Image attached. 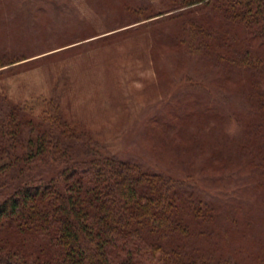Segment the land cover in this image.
<instances>
[{"label": "trees", "instance_id": "trees-1", "mask_svg": "<svg viewBox=\"0 0 264 264\" xmlns=\"http://www.w3.org/2000/svg\"><path fill=\"white\" fill-rule=\"evenodd\" d=\"M138 1L109 0L137 19L124 30L176 20L170 47L217 58L232 70L222 83L243 87L249 110L239 138L182 139L191 152L212 146L215 171L245 167L264 200V0H165L159 12ZM1 48L0 73L26 59ZM46 103L40 116L0 92V264H264V219L224 236L217 206L183 189L179 175L103 153L56 98ZM212 109L222 116L200 113L210 119ZM186 119L170 129L179 135Z\"/></svg>", "mask_w": 264, "mask_h": 264}, {"label": "rangeland", "instance_id": "rangeland-1", "mask_svg": "<svg viewBox=\"0 0 264 264\" xmlns=\"http://www.w3.org/2000/svg\"><path fill=\"white\" fill-rule=\"evenodd\" d=\"M139 3L167 9L165 0ZM153 19L127 32L124 25L137 19L123 17L109 0H0L1 49L14 59L26 57L3 67L0 92L40 116L56 98L66 121L103 153L176 173L183 189L217 206V230L224 236L250 217L264 219L262 192L245 167L215 171L212 146L192 153L182 139L239 138V120L249 110L239 94L243 87L222 83L232 70L217 58L170 47L180 23ZM210 107L222 116L213 118L212 109L207 120L200 112ZM176 114L190 122L179 135L170 129Z\"/></svg>", "mask_w": 264, "mask_h": 264}]
</instances>
